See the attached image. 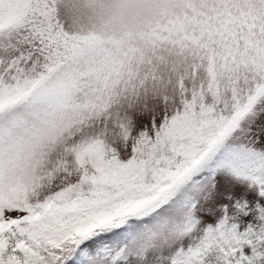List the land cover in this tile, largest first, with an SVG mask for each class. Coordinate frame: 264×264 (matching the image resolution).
<instances>
[{
  "label": "snow or ice",
  "instance_id": "snow-or-ice-1",
  "mask_svg": "<svg viewBox=\"0 0 264 264\" xmlns=\"http://www.w3.org/2000/svg\"><path fill=\"white\" fill-rule=\"evenodd\" d=\"M0 264H264V0H0Z\"/></svg>",
  "mask_w": 264,
  "mask_h": 264
}]
</instances>
